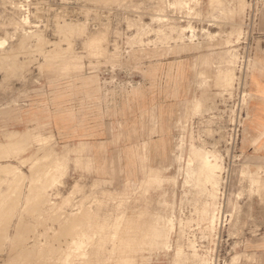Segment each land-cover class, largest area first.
I'll list each match as a JSON object with an SVG mask.
<instances>
[{"label":"rangeland","instance_id":"rangeland-1","mask_svg":"<svg viewBox=\"0 0 264 264\" xmlns=\"http://www.w3.org/2000/svg\"><path fill=\"white\" fill-rule=\"evenodd\" d=\"M246 7L0 0V264H230L236 253V264L252 261L245 252L264 231V167L248 163L259 149L245 125L228 150L241 160L224 177L225 128L239 92L247 110L260 48L259 38L244 62ZM117 27L133 49L129 66L185 58L194 82L183 94L170 84L166 129L155 115L145 129L138 105L129 131L82 132L85 144L63 146L52 98L62 112L64 91L122 68L109 51Z\"/></svg>","mask_w":264,"mask_h":264},{"label":"crops","instance_id":"crops-1","mask_svg":"<svg viewBox=\"0 0 264 264\" xmlns=\"http://www.w3.org/2000/svg\"><path fill=\"white\" fill-rule=\"evenodd\" d=\"M224 2L229 3L231 0H224ZM120 30L117 27L112 31L109 51L121 54L122 68L114 70L112 75L109 65L102 68L97 78L81 80L76 83L74 90L64 91L59 97L62 100V112L58 110V106L56 107L57 96L52 98L54 102L49 107L52 115L59 113L63 115L62 118L51 119L54 132L57 130L66 132L65 134L59 132L61 137L66 138L63 146L71 147L70 144L75 142L73 141L75 138L79 139L74 145L85 144L86 139L83 137L85 133L82 134V132L102 135L109 130L129 131L138 105L143 108L140 113L141 117H145V129L151 128L152 115L156 116V123L158 125L160 123L166 129L170 120V111L175 110L176 107L175 101H167L166 98L171 97L178 87L180 94H183L188 83L194 82L193 70L187 69L188 64L185 58L146 61L144 67L139 70L129 66L127 63L131 60L133 49L124 46V43L115 37L116 32ZM258 31L261 34L260 48L247 76V88L251 99L247 101L249 118L245 128L249 138L256 140L255 145L259 149L258 153L250 154L248 163L264 167V7L259 19ZM170 84H177L172 93L169 92L172 87ZM192 92L193 89L190 97ZM94 140L97 142L99 139ZM258 240L254 249L245 252L252 261L241 264H264V231L260 233ZM241 257V253L234 254L230 264H236Z\"/></svg>","mask_w":264,"mask_h":264},{"label":"built area","instance_id":"built-area-1","mask_svg":"<svg viewBox=\"0 0 264 264\" xmlns=\"http://www.w3.org/2000/svg\"><path fill=\"white\" fill-rule=\"evenodd\" d=\"M26 7V6H25ZM23 7L21 10L24 13V17L28 18V11ZM264 7V0H247V7L245 9V15L243 19V26H244V36L245 40L242 42L244 46V62L253 55V49L256 47V41L261 37V34L258 31L259 19ZM243 92H239L236 96L237 102L233 108V116H231L232 121L226 126V142L225 145L227 147L225 151V171L224 177L226 178L227 173L230 174L231 170L233 169L236 162L241 160H235L233 156H230L228 150L230 151L229 147L236 145L237 140L239 139V135L241 134L244 125L246 124L249 114L248 109H245L243 104ZM227 163V165H226ZM224 188H222V193Z\"/></svg>","mask_w":264,"mask_h":264}]
</instances>
